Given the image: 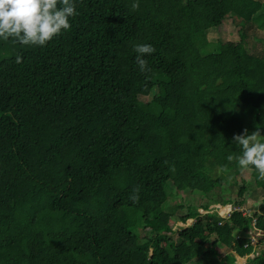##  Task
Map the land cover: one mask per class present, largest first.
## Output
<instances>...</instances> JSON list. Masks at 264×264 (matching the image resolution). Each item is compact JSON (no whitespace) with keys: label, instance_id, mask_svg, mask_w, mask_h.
Returning <instances> with one entry per match:
<instances>
[{"label":"trees","instance_id":"16d2710c","mask_svg":"<svg viewBox=\"0 0 264 264\" xmlns=\"http://www.w3.org/2000/svg\"><path fill=\"white\" fill-rule=\"evenodd\" d=\"M75 4L43 47L0 39V264H236L248 230L264 233V180L249 167L236 186L233 141L264 133V49L248 51L264 0ZM229 18L239 41L224 46L211 34ZM140 43L156 50L144 72ZM174 185L192 198L166 205Z\"/></svg>","mask_w":264,"mask_h":264},{"label":"clouds","instance_id":"9594fccd","mask_svg":"<svg viewBox=\"0 0 264 264\" xmlns=\"http://www.w3.org/2000/svg\"><path fill=\"white\" fill-rule=\"evenodd\" d=\"M133 7H138V4H133ZM77 15L75 0H0V39L15 38L20 45L43 47L63 31L70 30V18ZM133 51L138 69L146 71L145 57L154 54L155 48L151 44L140 43L134 45ZM262 138L264 133L260 129L250 135L245 129L240 135L234 136L233 141L240 147L238 166L242 169L251 167L264 180ZM178 224L181 228L191 225L187 222Z\"/></svg>","mask_w":264,"mask_h":264},{"label":"rangeland","instance_id":"374dc122","mask_svg":"<svg viewBox=\"0 0 264 264\" xmlns=\"http://www.w3.org/2000/svg\"><path fill=\"white\" fill-rule=\"evenodd\" d=\"M238 22H241L238 18L227 19L225 22H223L219 26V28L216 30V32L211 34V36L212 37H219L220 39H222L224 46L235 45L239 41L238 32L240 31V26H238ZM249 41H250V44H249L250 48L248 49V51L251 52L255 48L264 49V31H256L254 36L252 38H249ZM230 55H232L231 52H230ZM252 129H253V127L250 130H248V131H251L250 134L255 131ZM215 155H217V154H215ZM254 177H255V174H254L253 170H251L249 168L243 169L241 171V173L236 178V186L237 185H247L249 182L253 183ZM224 185L226 186V183ZM173 189L174 190L170 193V200L167 202L166 205L172 204L173 200L177 203L183 204V202H184L183 198L186 200L192 198L189 195L184 194L183 192L177 190L175 185L173 186ZM258 192H259V189H257V187H255V185L253 184V186L249 189L248 194L244 195L243 198L240 199V200H243V204L241 205V210L244 213V215L251 216V212H252L251 209L254 207L253 205L256 204L257 201H262V197H260V195L258 196V194H259ZM228 194L230 195V193H228ZM231 194L235 198L236 194H237L236 189H234ZM215 210H217V211H215ZM256 210H258V209L256 208ZM222 211H224V213ZM199 212L201 213V215H203L207 212L208 213L210 212L211 214L218 215L220 218L222 217V219L223 218L225 219V218H228L232 212H234V209L230 205L210 206V208L207 212L205 210H199ZM173 219H175V220L177 219L176 215L173 217ZM189 221H187V223H190V224L194 223L193 220H191L190 222ZM173 225L175 226L173 228L174 231H177L176 228H181V226H178L179 224H177V223L173 222ZM248 234L251 237L250 240L252 241L251 246L253 249H251L250 252L247 253L244 257L236 256V261H237L236 264H250V262L252 260H254L256 257H258L260 251L264 249V233L255 232L254 230L250 229V230H248ZM216 251L218 252V254H222L223 248L219 246L216 248ZM173 254H174L173 251L170 249L169 255H170L171 259H173ZM229 255H235V252L232 251V252H230Z\"/></svg>","mask_w":264,"mask_h":264}]
</instances>
